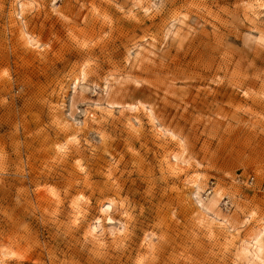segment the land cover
<instances>
[{"label":"rangeland","instance_id":"obj_1","mask_svg":"<svg viewBox=\"0 0 264 264\" xmlns=\"http://www.w3.org/2000/svg\"><path fill=\"white\" fill-rule=\"evenodd\" d=\"M263 186L264 0H0V264H264Z\"/></svg>","mask_w":264,"mask_h":264},{"label":"built area","instance_id":"obj_2","mask_svg":"<svg viewBox=\"0 0 264 264\" xmlns=\"http://www.w3.org/2000/svg\"><path fill=\"white\" fill-rule=\"evenodd\" d=\"M253 181H254V178L252 177L250 179V184L252 185L253 184ZM260 192L264 195V186L260 189Z\"/></svg>","mask_w":264,"mask_h":264},{"label":"bare ground","instance_id":"obj_3","mask_svg":"<svg viewBox=\"0 0 264 264\" xmlns=\"http://www.w3.org/2000/svg\"><path fill=\"white\" fill-rule=\"evenodd\" d=\"M71 135V134H70ZM257 261V260H256Z\"/></svg>","mask_w":264,"mask_h":264}]
</instances>
